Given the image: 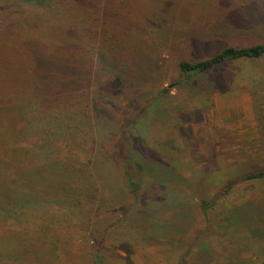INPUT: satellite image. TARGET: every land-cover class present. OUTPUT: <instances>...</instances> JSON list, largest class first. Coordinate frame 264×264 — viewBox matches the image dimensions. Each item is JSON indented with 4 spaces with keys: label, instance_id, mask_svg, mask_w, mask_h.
Listing matches in <instances>:
<instances>
[{
    "label": "rangeland",
    "instance_id": "374dc122",
    "mask_svg": "<svg viewBox=\"0 0 264 264\" xmlns=\"http://www.w3.org/2000/svg\"><path fill=\"white\" fill-rule=\"evenodd\" d=\"M98 1L109 15L116 6L129 14L123 17L118 9L110 15L111 24L92 21L85 29L70 30L95 35L91 46H83L94 63L91 85L78 97L83 103V92L91 96L86 118L74 137L40 132L44 147L37 155L29 150L28 156H18L20 162L4 159L0 181L9 184L12 195L7 199L0 190V236L7 226L17 231L22 225L37 229L40 223L62 222L61 227L82 224L77 242L90 235L89 222L112 223L126 215L131 197L120 202L102 187L94 196L81 195L96 179L95 155L102 157L125 135L130 154L152 163L160 179L145 190L141 208H165L173 216L190 203L195 214L185 217L182 226L158 233L137 231L125 222L118 230L131 240H124L123 233L108 234L100 251L105 264H264V177L242 179L264 167V56L186 79L178 67L182 59H204L228 45L264 41V0ZM96 3L92 0L91 14L98 12ZM22 10L16 5L9 13ZM106 25L109 31L102 34ZM29 40L22 49L40 45ZM10 60L9 65L26 59ZM34 65L43 69V62ZM101 102L103 117L97 110ZM69 141L71 147H64ZM57 159L63 164V184L57 190H35L27 179L34 173L30 169ZM100 161V174L120 185L123 174L116 162L110 156ZM19 170L25 175H16ZM21 196L22 206L14 201Z\"/></svg>",
    "mask_w": 264,
    "mask_h": 264
},
{
    "label": "trees",
    "instance_id": "16d2710c",
    "mask_svg": "<svg viewBox=\"0 0 264 264\" xmlns=\"http://www.w3.org/2000/svg\"><path fill=\"white\" fill-rule=\"evenodd\" d=\"M98 2L97 0L94 4L98 12L94 9L91 14L92 0H0V165L8 158L22 161L18 156H28L29 150H32L30 155H37L44 147L40 144L43 139H38L41 138L40 132L44 136L53 133L52 131H59L71 138L79 133L91 96L89 92H83V103L78 97L81 90L91 85L90 74L94 67L86 47L91 46V39L95 35H75L70 30L85 29L92 21L95 25L111 24L115 10H124L116 6L114 12L110 13L111 17L109 13L103 12L105 4ZM5 3L7 6L4 8ZM16 5H23V10L9 13ZM128 14L127 10L122 12L123 17ZM107 30L109 31V26L106 25L101 30L102 34L107 33ZM107 37L104 36L103 39ZM30 38H34L40 45L22 49L27 42H31ZM6 48L12 49L9 50L10 55ZM263 56L264 41L246 46L228 45L204 59H182L178 62V67L186 79L191 74L195 76L206 73L231 61L258 59ZM12 57L26 60L9 65ZM38 61L43 62V69L33 68ZM14 78L16 79L12 83ZM167 91L168 88H165L161 94ZM77 104L81 107L79 110L74 109ZM103 105L101 102L97 106L99 117H103L100 113ZM64 147L70 148V141ZM129 148L124 135L116 143L113 142L111 151H103L100 158L95 155L96 179L90 184L91 190L86 188L81 194L94 196L95 191L102 187L107 193L110 190L114 194L112 197L120 202L131 197L134 203L126 215L118 216L112 223L103 220L89 222L90 235L77 242L75 240L82 224L61 227L62 222L51 223L52 225L40 223L37 229H29L21 223L22 227L17 231L12 228L14 226H7V233L0 236V264H28L29 261L35 264H105L100 252L105 237L111 232L118 236L123 233L122 238L130 241L129 235L118 230L127 221L137 231L144 229L143 231L151 230L152 233H158L167 226H182L186 221L185 217L195 214L190 203L187 208L179 206L173 216L165 208H141L145 190L160 179L152 173L153 164L141 155L139 158L138 153L132 156ZM109 156L123 174L119 177L120 185L109 180L102 171V175L100 174V159H108ZM43 164L30 169L34 176L29 174L27 179L34 182L35 190H57L60 182L63 184L60 174L62 162L57 159L46 166ZM45 170L48 174L43 176L42 171ZM19 172L16 174L19 177L25 175L23 170ZM261 177H264V167L252 169L242 179ZM8 186L0 181V190H3L7 199L12 195V189ZM232 186L233 183H230L225 192ZM127 192V197H123ZM24 200L23 196L14 199L20 206ZM202 204L210 206L206 201H202ZM144 209L147 210L141 213Z\"/></svg>",
    "mask_w": 264,
    "mask_h": 264
}]
</instances>
